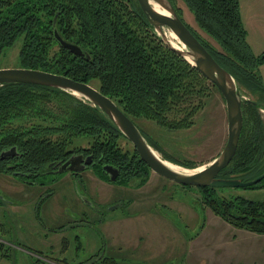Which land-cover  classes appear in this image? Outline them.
Segmentation results:
<instances>
[{
    "label": "trees",
    "instance_id": "16d2710c",
    "mask_svg": "<svg viewBox=\"0 0 264 264\" xmlns=\"http://www.w3.org/2000/svg\"><path fill=\"white\" fill-rule=\"evenodd\" d=\"M169 1L237 86L264 100L258 69L264 53H252L238 1L180 0L192 14L196 28L179 15L177 0ZM54 27L63 38L77 43L87 57L74 55L58 44ZM17 41L18 67L59 73L89 84L95 81L96 88L134 123V117L144 116L170 128L189 126L200 102L201 83L207 80L164 43L136 0H0V57L5 47ZM261 105L257 100H243L235 154L217 177L245 181L264 170V123L258 112L264 102ZM81 135L90 136V145L71 146L73 138ZM118 136L124 135L104 112L71 92L27 83L0 85L2 173L16 171L21 179L39 181L45 171L81 153L92 156L89 166L107 180L102 165L118 168L115 181L126 186L141 166L148 172L150 169L135 149L129 154L119 148ZM11 147L14 153L2 156ZM147 171L137 185L146 181ZM263 185L264 178L245 188ZM181 186L200 189L202 205L227 223L264 233V200L218 195L224 187Z\"/></svg>",
    "mask_w": 264,
    "mask_h": 264
},
{
    "label": "rangeland",
    "instance_id": "374dc122",
    "mask_svg": "<svg viewBox=\"0 0 264 264\" xmlns=\"http://www.w3.org/2000/svg\"><path fill=\"white\" fill-rule=\"evenodd\" d=\"M237 1L245 38L252 53L260 56L264 0ZM177 5L183 20L196 28L185 5L180 0ZM19 44L3 49L0 68L18 67ZM258 69L264 86V60ZM91 85L97 87L95 81ZM239 90L242 102L247 98L263 106L259 95L242 86ZM258 112L264 123V108ZM133 119L161 158L190 170L214 159L227 138L225 102L208 80L201 83L189 126L170 128L150 117ZM115 140L122 151L133 152L124 136ZM90 141L89 135L77 136L71 146L88 147ZM139 170L126 186L99 176L89 165L78 172L43 175L37 180L42 184L0 172V264H216L206 256L210 249L205 242L214 238L211 230L216 227L206 223L205 208L210 209L202 205L200 189L181 186L142 166ZM146 171V181L137 185ZM223 190L218 195L264 200V185ZM192 212L194 217L189 216ZM125 216L131 218L121 219ZM198 251L203 260L194 262Z\"/></svg>",
    "mask_w": 264,
    "mask_h": 264
},
{
    "label": "water",
    "instance_id": "95a60500",
    "mask_svg": "<svg viewBox=\"0 0 264 264\" xmlns=\"http://www.w3.org/2000/svg\"><path fill=\"white\" fill-rule=\"evenodd\" d=\"M140 9L164 43L181 54L208 81L215 85L225 102L227 117V138L219 154L193 172H181L166 166L154 153L151 145L145 140L135 123L117 106V104L100 90L89 83L74 80L66 75L49 71L25 68H0V85L7 83H27L59 88L71 92L77 97L88 100L98 107L116 125L119 131L129 140L139 159L154 173L168 178L175 183L191 186L210 187H245L258 183L264 178V170L250 180L237 178H220L218 172L226 167L235 154L242 128V95L233 76L221 66L203 46L198 38L190 31L176 13L169 0H136ZM151 1L157 3L166 13L153 8ZM170 29L183 43L185 49L174 47L166 38L162 29ZM53 37L62 47L67 48L74 55L87 57V53L75 42L63 38L58 30L53 28ZM191 60V61H190ZM14 147L2 152V156L9 155ZM92 163L90 154H73L61 162L57 172H78ZM102 170L110 181H115L119 174L118 168L103 164ZM196 169V168H194ZM193 170V169H191Z\"/></svg>",
    "mask_w": 264,
    "mask_h": 264
},
{
    "label": "crops",
    "instance_id": "0c3cea01",
    "mask_svg": "<svg viewBox=\"0 0 264 264\" xmlns=\"http://www.w3.org/2000/svg\"><path fill=\"white\" fill-rule=\"evenodd\" d=\"M207 211V221L210 223L211 231L216 233L205 242L206 248L210 250L206 254L211 260H217L216 264H264V233H257L243 228L235 227L220 216ZM195 212L189 213L190 217H194ZM131 217L125 216L121 219L127 220ZM204 241L202 240V243ZM188 253L192 252V248H188ZM196 252V248L193 249ZM194 259V262L202 261V256ZM207 258L208 257H203ZM195 264V263H193Z\"/></svg>",
    "mask_w": 264,
    "mask_h": 264
},
{
    "label": "bare ground",
    "instance_id": "6f19581e",
    "mask_svg": "<svg viewBox=\"0 0 264 264\" xmlns=\"http://www.w3.org/2000/svg\"><path fill=\"white\" fill-rule=\"evenodd\" d=\"M151 5L153 6V8L159 12L162 13H166V11H164L157 3L151 1ZM163 33L165 34V36L167 37V39L170 41V43L179 49H184V45L183 43L178 39V37L168 28H165V30H163ZM191 61V60H190ZM153 153L159 158L161 159V161L168 167H170L171 169L177 170V171H181V172H193L195 170H199L201 168L198 167L196 169L190 170V169H186L182 166H179L177 164H174L172 162H169L168 160H165L163 158L160 157V155L153 149Z\"/></svg>",
    "mask_w": 264,
    "mask_h": 264
},
{
    "label": "flooded vegetation",
    "instance_id": "af4514ba",
    "mask_svg": "<svg viewBox=\"0 0 264 264\" xmlns=\"http://www.w3.org/2000/svg\"><path fill=\"white\" fill-rule=\"evenodd\" d=\"M12 153H14V151L12 152ZM10 155V154H9ZM84 156H85V154H84ZM58 166H59V164H57V165H55V167H51V169L48 171H45L44 172V174L45 175H52V174H57L58 172L56 171L57 170V168H58ZM85 169V168H84ZM19 174V173H18ZM17 174V172L16 171H11L10 172V175H13V176H17V177H19V178H22V177H20V175H18ZM119 175V174H118ZM36 178V177H35ZM22 182H24V183H30V184H34V183H39L36 179H32L31 177H28V178H26V179H22ZM39 184H42V182H40ZM43 201H45V200H42V202ZM41 202V201H40ZM40 204H38L36 207H35V211H36V213H37V211H38V206H39ZM46 210V209H45ZM55 247V246H54ZM53 247V248H54ZM53 248H52V250H53ZM53 253V252H52ZM54 254V253H53Z\"/></svg>",
    "mask_w": 264,
    "mask_h": 264
}]
</instances>
